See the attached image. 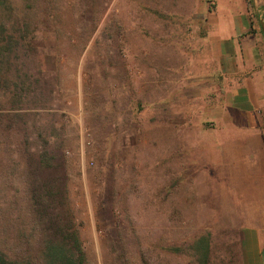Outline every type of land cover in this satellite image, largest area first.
Listing matches in <instances>:
<instances>
[{"label":"rangeland","instance_id":"374dc122","mask_svg":"<svg viewBox=\"0 0 264 264\" xmlns=\"http://www.w3.org/2000/svg\"><path fill=\"white\" fill-rule=\"evenodd\" d=\"M216 6L60 0L54 22L28 37L32 60L20 71L34 81L27 109L0 127V181L6 176L19 188L13 197L0 192V239H25L32 255L31 242L48 239L42 228L54 219L79 233L85 264H190L198 255L192 238L211 231V264H240L239 239H224L229 229L210 210L228 196L196 194L217 185L209 176L221 148L193 145L216 134L179 123L194 120L180 111L200 107L202 91L218 89ZM235 6L261 33L264 50V0ZM186 172L201 178L186 179ZM32 182L40 192L53 187L47 204L30 205Z\"/></svg>","mask_w":264,"mask_h":264},{"label":"crops","instance_id":"0c3cea01","mask_svg":"<svg viewBox=\"0 0 264 264\" xmlns=\"http://www.w3.org/2000/svg\"><path fill=\"white\" fill-rule=\"evenodd\" d=\"M235 2L217 0L210 19L217 28L212 39L220 47L218 89L209 96L202 91L200 107L193 113L188 107L180 111L181 115H194V120L188 116L179 123L182 128L194 122L201 125V132L216 134L211 143L196 140L193 145L221 148V155L211 159L215 173L209 176L217 185L196 194L228 196L220 210L210 206L220 212L218 220L229 229L224 239H239L240 264H264V50L261 33ZM167 100L169 95L163 97L166 107ZM200 178L186 172V179ZM192 239L215 237L210 231Z\"/></svg>","mask_w":264,"mask_h":264},{"label":"trees","instance_id":"16d2710c","mask_svg":"<svg viewBox=\"0 0 264 264\" xmlns=\"http://www.w3.org/2000/svg\"><path fill=\"white\" fill-rule=\"evenodd\" d=\"M56 7H60V0H0V127L4 122L10 125L18 121L21 110L27 109L23 105L33 91L34 81L28 72L21 75L20 71L22 68L26 69L27 63L32 60L30 53L33 48L28 37L32 38L33 31L42 22H54ZM4 150L2 147V154L8 155ZM31 184L32 187L29 185L28 189L31 194L30 205L33 207L37 206L39 200L47 204L55 194L49 183L44 185L49 187L47 189L50 192L44 186L45 192H40L35 189L33 182ZM6 191L9 195L11 192L10 196L13 197L19 193V188L9 187L5 176L0 181V192L4 194ZM59 197L61 200L65 198L62 194ZM32 212L37 215L46 214L35 208ZM68 223H54L53 219L49 224L43 225L42 230L48 239L31 242L36 250L32 255L28 253L30 257L26 254L28 248L25 239H16L11 244L0 239V264H85L79 233ZM193 248L198 255L191 259L190 264H211L210 239H194ZM19 251L24 254L18 255Z\"/></svg>","mask_w":264,"mask_h":264},{"label":"water","instance_id":"95a60500","mask_svg":"<svg viewBox=\"0 0 264 264\" xmlns=\"http://www.w3.org/2000/svg\"><path fill=\"white\" fill-rule=\"evenodd\" d=\"M262 30H263V33H264V17H263V19H262Z\"/></svg>","mask_w":264,"mask_h":264}]
</instances>
